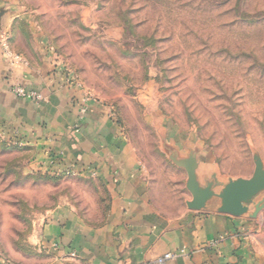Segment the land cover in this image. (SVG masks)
<instances>
[{
  "label": "rangeland",
  "instance_id": "374dc122",
  "mask_svg": "<svg viewBox=\"0 0 264 264\" xmlns=\"http://www.w3.org/2000/svg\"><path fill=\"white\" fill-rule=\"evenodd\" d=\"M5 3L20 14L1 40L12 45H3L12 65L27 62L20 51L37 55L39 43L53 71L82 93L80 104L100 103L117 124L163 213L192 199L173 142L193 155L202 184L264 170V0ZM30 157V147L0 137L1 264H50L39 236L59 206L93 225L108 214L96 179L30 170Z\"/></svg>",
  "mask_w": 264,
  "mask_h": 264
},
{
  "label": "crops",
  "instance_id": "0c3cea01",
  "mask_svg": "<svg viewBox=\"0 0 264 264\" xmlns=\"http://www.w3.org/2000/svg\"><path fill=\"white\" fill-rule=\"evenodd\" d=\"M0 15V137L31 148L28 169L94 178L109 195L108 214L99 225L68 206L49 213L39 241L50 264H149L167 252L177 256L165 264H264V216H251L257 204L264 205V190L238 216L220 211L222 186L216 182L201 208L163 213L150 201L144 172L117 124L94 100L80 113L82 93L53 71L39 43H33L37 55L20 51L27 62L12 65L3 49L12 45L1 40L20 14L6 6ZM16 83L42 100L17 97ZM173 143L177 158L186 161L189 153Z\"/></svg>",
  "mask_w": 264,
  "mask_h": 264
},
{
  "label": "water",
  "instance_id": "95a60500",
  "mask_svg": "<svg viewBox=\"0 0 264 264\" xmlns=\"http://www.w3.org/2000/svg\"><path fill=\"white\" fill-rule=\"evenodd\" d=\"M172 154L175 156L174 161H178L187 170L188 187L192 195L191 201L187 203L188 207L190 209L201 208L204 201L212 195L210 186L214 182L211 180L201 187L195 173L196 161L193 155L189 153V158L184 161L177 158L174 150ZM262 190H264V170L257 167L250 179H238L223 185L218 194L221 199L220 211L233 216L241 215L247 211L246 204ZM263 206L262 202L257 204L251 216L255 217Z\"/></svg>",
  "mask_w": 264,
  "mask_h": 264
},
{
  "label": "built area",
  "instance_id": "2783aa9c",
  "mask_svg": "<svg viewBox=\"0 0 264 264\" xmlns=\"http://www.w3.org/2000/svg\"><path fill=\"white\" fill-rule=\"evenodd\" d=\"M17 62L26 63L25 61L21 60L20 58L16 59ZM13 93L20 98H26L33 101H40L42 100V95L36 91H27L20 83H16L12 86ZM86 111V107L84 105H80V113L83 114ZM177 256L176 253L167 252L162 255L157 256L152 262L149 264H165L167 260L173 259Z\"/></svg>",
  "mask_w": 264,
  "mask_h": 264
}]
</instances>
